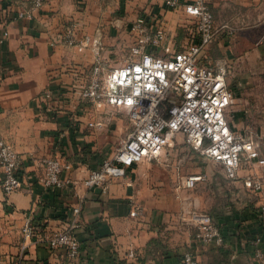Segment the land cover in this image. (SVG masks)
<instances>
[{
    "label": "crops",
    "instance_id": "crops-1",
    "mask_svg": "<svg viewBox=\"0 0 264 264\" xmlns=\"http://www.w3.org/2000/svg\"><path fill=\"white\" fill-rule=\"evenodd\" d=\"M190 1L179 0L180 5L170 9L165 0H46L32 19H15L18 11L28 7V0H0V34L8 32L0 43V137L19 155L21 180L20 188L8 195L0 184V264L16 260L21 264H179L186 251L193 253L198 264H264V223L258 216L264 166L243 164L236 180L227 179L221 167L231 203H218L214 211H207L222 234L219 247L198 242L193 228L170 221V208L163 207L172 198L161 200L158 188L148 184L150 174L157 182L148 170L160 159L127 169L123 178L111 182L107 193L83 185L88 172L115 150L130 129L124 110L97 109L78 99L97 52L106 68L120 65L134 42L131 26L140 14L148 18L151 31L156 21L165 26L163 44L149 48L151 52L166 57L165 48L181 50L188 43V34H195L183 7ZM206 2L217 36L239 30L235 23L243 19L240 14L264 19V0ZM70 22H78L80 34L93 35L99 29L97 48L78 51L59 43L51 46V40ZM260 48L264 51V43ZM120 51L127 53L120 57ZM211 64L224 68L232 88L224 64L220 60ZM232 91L229 123L233 130L254 140L260 151L257 138L264 137V123L255 120ZM89 122L102 126L89 127ZM260 155L264 158L261 151ZM47 156L70 165L63 172L70 180L68 185L46 189L41 184L35 160ZM252 174L263 182L258 194L243 186V180ZM207 177L198 186L209 181ZM134 205L138 210L133 216ZM74 207L80 209L76 218ZM27 215L35 230L31 239L21 234ZM73 219L81 248L77 258L69 259L65 250L50 249L43 237L67 227ZM257 238L263 261L254 257Z\"/></svg>",
    "mask_w": 264,
    "mask_h": 264
},
{
    "label": "built area",
    "instance_id": "built-area-1",
    "mask_svg": "<svg viewBox=\"0 0 264 264\" xmlns=\"http://www.w3.org/2000/svg\"><path fill=\"white\" fill-rule=\"evenodd\" d=\"M45 1L28 0V7L18 11L15 19H32ZM165 5L173 9L180 4L179 0H165ZM183 7L188 16L196 18V26L194 37L181 50L170 52L165 48L169 54L166 57L151 52L149 48L163 44L165 30L158 21L160 24L151 31L148 18L140 14L131 26L134 42L120 65L106 68L97 52L88 81L78 90V99L97 109L124 110L130 129L115 150L88 172L83 180L85 187L107 193L111 182L123 178L127 169L142 162L158 161L178 134L193 152L220 164L229 180L237 179L243 164L252 168L264 166L258 144L233 130L229 123L233 91L226 82L224 68L203 61L202 53L216 33L208 3L191 0ZM7 36L6 30L1 32L0 43ZM100 38L99 29L93 35L80 34L78 22H70L50 45L59 43L83 51L87 47L97 48ZM88 126L100 127L102 123L89 122ZM35 163L41 171L39 181L46 189L69 184L63 172L70 165L59 157H41ZM19 166L18 153L8 140L0 137V184L5 195L21 186ZM205 180V175L200 173L180 174L177 187L192 190ZM243 186L257 194L263 190L262 179L257 174L247 176ZM137 210L134 205L130 214L136 215ZM79 212V207L73 208L75 218ZM258 216L264 223V194L260 196ZM190 220L195 240L215 247L223 245L220 229L210 214L194 211ZM76 228V219H73L67 227L51 231L43 239L50 249L65 250L69 259H75L81 248ZM34 232L31 217L27 215L21 234L24 239H31ZM254 243V257L263 261L259 239ZM128 256L132 257L133 252L129 251ZM12 264L21 262L16 260ZM179 264H198V261L193 253L186 251Z\"/></svg>",
    "mask_w": 264,
    "mask_h": 264
},
{
    "label": "rangeland",
    "instance_id": "rangeland-1",
    "mask_svg": "<svg viewBox=\"0 0 264 264\" xmlns=\"http://www.w3.org/2000/svg\"><path fill=\"white\" fill-rule=\"evenodd\" d=\"M240 16L245 20L235 23L240 29L224 36L215 35L203 51L202 58L209 64L218 60L224 64L236 101L243 102L251 116L264 123V51L260 48L264 43V29L260 30L264 26V19H258L256 14H240ZM188 17L191 20L189 26L195 27L196 18ZM158 24L160 23L156 21L155 25ZM162 27L165 30L163 23ZM193 37V34H188L186 37L188 43ZM126 53L127 51H120L118 56L121 57ZM259 133L261 134L260 130ZM257 139L260 143V151L264 155V137ZM153 165L154 167L148 172L153 173V178L157 179V182L151 179L150 174L148 184L150 182L154 188H158L163 193H159L161 200L172 198V201L163 207L170 208V221H178L179 225L183 223L193 228L190 220L192 212L207 213L211 209L214 211L218 203H231L232 197L222 177L221 166L190 150L180 134L171 140L170 146L166 148L159 162ZM188 172L205 176L207 173L210 180L192 190L178 188L180 174Z\"/></svg>",
    "mask_w": 264,
    "mask_h": 264
}]
</instances>
